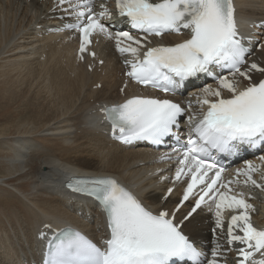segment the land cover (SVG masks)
<instances>
[{"label":"snow or ice","instance_id":"6c2138e0","mask_svg":"<svg viewBox=\"0 0 264 264\" xmlns=\"http://www.w3.org/2000/svg\"><path fill=\"white\" fill-rule=\"evenodd\" d=\"M58 4H67L66 11L75 17L76 22L66 27L79 33L80 58L93 35L114 40L116 51L131 57L125 60V75L135 84L174 94L190 78L210 74L212 65L227 68L232 79L219 77L216 88L205 87L197 97L203 112L190 129L187 146L178 159L173 183L188 179L173 209L148 210L114 179L75 181L69 185L73 192L99 202L107 236L98 246L79 232H67L58 243L50 242L45 264H220L221 245L215 239V230H223L226 211L233 213L227 223L226 243L229 249L241 245L237 264H264V258L255 259L258 253L264 257V230L252 224L253 205L243 193L234 192V180L221 179L224 169L209 160L213 150L231 153L238 145L264 144V79L255 82L252 75H264V66L252 62L241 70L248 50L238 36L233 0H114L115 16L135 34L112 31L102 23L113 18L106 2L100 4L99 12L94 11V0H58ZM185 30L188 38L181 43L149 46V37L182 35ZM90 55L95 57V53ZM237 76L249 83L241 87ZM224 92L229 95L225 97ZM184 112L185 108L172 100L143 96H132L104 109L113 139L122 144H162L165 138L175 135L173 130L179 127L178 118ZM260 159L264 161V157ZM257 171V167L247 164L237 170L236 177L245 178L243 186L264 191V184L253 179ZM172 191L168 189L165 200ZM194 195V206L177 221L180 209ZM202 205L214 211L210 258L182 231L184 222Z\"/></svg>","mask_w":264,"mask_h":264},{"label":"bare ground","instance_id":"6f19581e","mask_svg":"<svg viewBox=\"0 0 264 264\" xmlns=\"http://www.w3.org/2000/svg\"><path fill=\"white\" fill-rule=\"evenodd\" d=\"M241 2L247 23L262 15L261 0ZM45 6L34 0H0V238L6 231L10 235L1 249L4 254L13 255L12 246L19 253L32 208L52 218L41 216L43 222L59 227L81 223L100 234L96 223L64 211L55 197L42 191L59 188L62 177L117 174L122 180L132 178L133 186L149 197L156 192L151 173L141 165L146 160L121 156L84 131L82 112L118 92L114 64L108 59L103 88L96 90L89 88L98 81L90 82L81 68H64L66 48L53 46L30 29L32 20L45 23Z\"/></svg>","mask_w":264,"mask_h":264}]
</instances>
